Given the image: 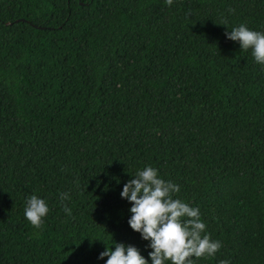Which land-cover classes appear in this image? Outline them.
Returning a JSON list of instances; mask_svg holds the SVG:
<instances>
[{"label":"trees","instance_id":"16d2710c","mask_svg":"<svg viewBox=\"0 0 264 264\" xmlns=\"http://www.w3.org/2000/svg\"><path fill=\"white\" fill-rule=\"evenodd\" d=\"M240 24L264 32V0H0V264H106L114 241L151 264L121 196L147 166L222 244L194 264H264V65Z\"/></svg>","mask_w":264,"mask_h":264},{"label":"clouds","instance_id":"9594fccd","mask_svg":"<svg viewBox=\"0 0 264 264\" xmlns=\"http://www.w3.org/2000/svg\"><path fill=\"white\" fill-rule=\"evenodd\" d=\"M165 2L171 6L174 0ZM222 25L227 26V22ZM225 34L229 40L239 42L242 51L250 49L255 61L264 65V32L240 24ZM132 176L134 178L124 185L121 196L132 205L130 227L141 233L144 240L150 241L151 264H194L193 257L215 256L222 247L221 242L204 234L206 224L201 219L199 208L174 198V194L180 192L179 185L160 178L158 169L152 166ZM69 199V193H60L61 203ZM49 210L46 200L33 194L26 200L24 216L34 228H41ZM63 210L72 215L66 203ZM104 257L108 258L106 264H149L138 247L115 241L114 250L113 246H107V250L100 253L99 258ZM220 264L231 262L222 260Z\"/></svg>","mask_w":264,"mask_h":264}]
</instances>
